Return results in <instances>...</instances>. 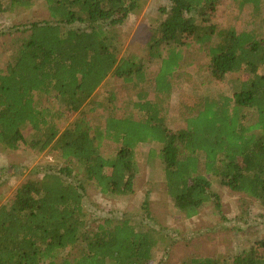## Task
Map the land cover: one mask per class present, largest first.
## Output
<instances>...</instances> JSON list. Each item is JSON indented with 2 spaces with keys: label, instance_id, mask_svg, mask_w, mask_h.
Masks as SVG:
<instances>
[{
  "label": "trees",
  "instance_id": "trees-1",
  "mask_svg": "<svg viewBox=\"0 0 264 264\" xmlns=\"http://www.w3.org/2000/svg\"><path fill=\"white\" fill-rule=\"evenodd\" d=\"M168 1L166 18L153 28L138 59L120 57L117 29L141 9L139 0H0V17L38 3L49 15L48 21L0 31V39L15 34L18 46L15 59L0 65V148H53L66 164L22 184L0 208V264H150L164 239L161 230L111 218L92 227L84 206L88 185L103 196L136 194L142 144L161 145L157 156L167 194L186 219L218 202L208 176L264 203V0ZM226 1L239 11L249 9L256 27L238 32L210 21ZM193 45L207 53L215 80L243 76L232 96L203 99L186 128L173 132L161 104L147 98V69L160 61L155 91L169 95L172 78L187 60L182 48ZM112 74L140 87L133 107L144 119L110 116L102 128L78 119L62 131L63 118L80 113ZM105 141L119 146L110 157L101 151ZM149 204L147 195L146 216ZM79 246L73 258L61 256ZM257 246L264 249V238ZM186 264L228 263L199 256ZM231 264H264V258L245 251Z\"/></svg>",
  "mask_w": 264,
  "mask_h": 264
},
{
  "label": "rangeland",
  "instance_id": "rangeland-1",
  "mask_svg": "<svg viewBox=\"0 0 264 264\" xmlns=\"http://www.w3.org/2000/svg\"><path fill=\"white\" fill-rule=\"evenodd\" d=\"M139 3L141 9L117 29L120 57L142 58L151 31L166 18L162 10L168 12L170 7L168 0H139ZM250 19L249 9L239 11L235 4L226 1L218 7L210 21L222 28H235L242 32L256 27ZM48 20L44 4L38 3L32 10L20 9L2 15L0 31L8 32L14 25ZM13 37L15 34L13 36L9 33L0 39L1 66L15 59L18 46L12 41ZM167 49L163 47L165 53ZM182 51L187 60L172 78L173 89L169 95H158L155 91L160 61H154L147 69V98L152 103L161 104L166 125L173 132L186 128L187 119L197 113L203 99L215 98L218 94L232 96L235 83L243 76L228 74L224 80L217 81L211 75L205 51L196 45L183 47ZM261 73L264 74V69ZM139 90L140 87L135 89L134 85L110 75L80 113L65 114L60 123L61 130L78 119L87 121L92 128L105 127L110 116L118 119L132 117L142 121L144 114L135 111L133 107ZM118 148L115 143L105 141L101 151L104 156L110 157ZM160 148L159 144L149 143L139 146L136 194L127 197L103 196L93 185L86 186L84 206L86 219L92 227L104 218H111L130 220L142 230L149 227L161 230L164 239L160 241L150 264H186L199 256L222 259L231 264L236 256L251 250L264 258V249L257 246L264 238V203L235 194L218 179L208 176L212 191L219 197L218 202L206 204L197 217L186 219L167 194L163 165L157 156ZM151 151H156V154L150 155ZM65 165L60 159V152L53 148L42 153L24 145L16 152H5L0 148V208L9 202L25 182L40 180L45 170L60 169ZM75 169L77 174L78 170ZM199 169L205 174L203 163ZM147 195L150 202L149 216L143 210ZM82 247L63 252L61 256L73 258Z\"/></svg>",
  "mask_w": 264,
  "mask_h": 264
}]
</instances>
